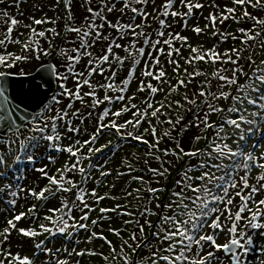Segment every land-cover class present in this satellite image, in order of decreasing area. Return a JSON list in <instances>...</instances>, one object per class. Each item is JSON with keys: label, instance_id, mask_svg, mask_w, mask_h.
Returning a JSON list of instances; mask_svg holds the SVG:
<instances>
[{"label": "snow or ice", "instance_id": "1", "mask_svg": "<svg viewBox=\"0 0 264 264\" xmlns=\"http://www.w3.org/2000/svg\"><path fill=\"white\" fill-rule=\"evenodd\" d=\"M0 264H264V0H0Z\"/></svg>", "mask_w": 264, "mask_h": 264}]
</instances>
